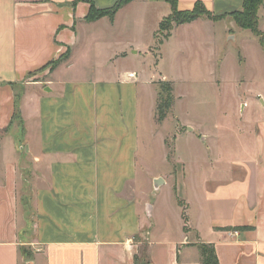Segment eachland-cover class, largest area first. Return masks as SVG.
Here are the masks:
<instances>
[{
  "label": "crops",
  "instance_id": "obj_1",
  "mask_svg": "<svg viewBox=\"0 0 264 264\" xmlns=\"http://www.w3.org/2000/svg\"><path fill=\"white\" fill-rule=\"evenodd\" d=\"M75 1L0 0V264H202L199 244L204 242L214 245L220 264H264V109L242 125L226 123V130L216 123L208 142L209 167H193L177 156L176 139L186 133L179 125L172 152L162 135L164 155L171 165L178 158L175 166L159 171L145 159L139 162L138 73L103 71L114 78L94 90V106L77 97L79 91L60 90L64 82L59 84L56 73L71 66L73 49L90 39L91 30L109 33L123 16L132 30L144 28L150 6L169 4L162 20L171 5L168 0H133L113 21L104 16L88 22L90 3ZM116 1L94 0L100 8ZM197 1L219 14L244 3L178 0V9H192ZM97 35L99 45L117 48L115 58L140 52L132 36ZM68 48L69 60L50 71V62ZM124 73L134 79L128 80L134 88L125 93L109 86ZM98 110L103 124L96 120ZM18 115L26 125L22 144L13 134ZM126 120L130 135H117ZM105 128L113 133L99 135ZM23 156L49 170L44 185L36 177V214L30 224L27 212L21 214L20 185L27 187L28 172ZM157 179L163 180L158 186Z\"/></svg>",
  "mask_w": 264,
  "mask_h": 264
},
{
  "label": "rangeland",
  "instance_id": "obj_2",
  "mask_svg": "<svg viewBox=\"0 0 264 264\" xmlns=\"http://www.w3.org/2000/svg\"><path fill=\"white\" fill-rule=\"evenodd\" d=\"M169 7L167 3L150 6L148 26L144 28L141 26L132 30L128 19L123 16L118 21L117 28L109 33L99 28L91 30L90 39L86 43H79L73 49L71 66L63 65L56 73V79L61 80L59 84L64 82L60 84V90L67 86L79 91V96L76 92L77 97H83L94 106V90L102 87L101 81L114 78L113 75L107 77L103 71L109 74L136 71L138 76L134 79L140 98L139 162L145 159L153 170L159 171L170 167L171 164L164 155L162 135L165 133L168 150L172 152L173 138L179 125L178 130H186V133H177V156H183L193 167L198 164L209 167L206 165L210 155L208 142L212 131L216 130V123H222L226 130V123L242 125L248 119L254 118L260 109H264V46L260 42V36L250 29L241 28L235 22L230 25L222 19L214 21L205 17L173 29L171 37L158 44L154 39V32L159 28L163 15L170 11ZM258 17L260 30L264 34V2L258 10ZM225 19L233 18L225 16ZM97 33L119 40L132 36L136 44L134 47L140 52L129 59L115 58L112 54L117 48L99 45L94 41ZM165 33L166 30H159L158 37L161 39ZM117 45L118 49L123 48L122 42L119 41ZM150 45L152 46L149 49ZM49 76L47 74L43 78L46 80ZM127 76L128 73L120 74L118 80L109 86L112 85L113 89L120 88L124 93L131 91L134 85L128 80L134 79ZM168 80L175 86L171 93ZM67 83L76 84L68 86ZM166 97L173 101L171 107L165 106ZM96 115L97 122L105 121L101 119L99 110ZM18 116L15 119L19 120L16 122L18 126H14L13 134L19 144H22L26 136V125L20 115ZM94 118L93 116L92 122ZM126 123V126H118L117 135H130L127 120ZM113 130L105 128L99 135H110ZM203 134L206 135V140L201 138ZM21 151H25L24 147ZM177 159L171 166L177 164ZM22 165L28 168V172H25L27 187L20 185L21 193L24 194L21 214L27 212V224H30L29 221H33V215L36 214L33 194L36 177L40 175L43 180L40 181L39 178V183L44 185L49 170L47 165L36 167L34 161L26 156L22 158ZM22 171L24 173L23 169ZM142 177L140 175L141 184ZM23 219L22 217V221Z\"/></svg>",
  "mask_w": 264,
  "mask_h": 264
},
{
  "label": "trees",
  "instance_id": "obj_3",
  "mask_svg": "<svg viewBox=\"0 0 264 264\" xmlns=\"http://www.w3.org/2000/svg\"><path fill=\"white\" fill-rule=\"evenodd\" d=\"M81 0H76L78 2ZM88 1L90 3V10L86 15V20L88 22L96 21L104 16H108L111 21L115 19V16L119 9H121L126 4L130 3L133 0H117L112 6L109 7H97L94 0H82ZM171 5V13L168 16H165L159 26V30H166V33L163 34L161 39L158 37V31L155 33L154 37L157 40L158 44H161L168 39L172 35V30L181 24L192 22L201 17H205L214 21H218L224 19L225 16H229L234 19L235 23L245 29H250L257 36H260V42L264 46V34L260 30L259 26V17L258 10L260 6L263 4L264 0H244L243 6L241 9L234 10L227 13H214L210 11L202 1H197L192 9L188 10H180L178 9V0H168ZM72 55L71 48L62 54L58 59L50 62V71L56 69L59 65L63 64ZM169 85L170 93L175 90V86L172 81L167 82ZM164 93V87L163 91ZM171 96V95H170ZM165 106L171 107L173 101L171 98L166 97ZM183 218L185 223L187 222V218L185 212L183 211ZM187 228V225H184V229ZM199 248L201 251V262L202 264H220L219 259L215 250V247L212 243H200Z\"/></svg>",
  "mask_w": 264,
  "mask_h": 264
},
{
  "label": "water",
  "instance_id": "obj_4",
  "mask_svg": "<svg viewBox=\"0 0 264 264\" xmlns=\"http://www.w3.org/2000/svg\"><path fill=\"white\" fill-rule=\"evenodd\" d=\"M162 181H163L162 179H157V180L155 181V185L158 186V184H159L160 182H162Z\"/></svg>",
  "mask_w": 264,
  "mask_h": 264
},
{
  "label": "built area",
  "instance_id": "obj_5",
  "mask_svg": "<svg viewBox=\"0 0 264 264\" xmlns=\"http://www.w3.org/2000/svg\"><path fill=\"white\" fill-rule=\"evenodd\" d=\"M237 233V232H236Z\"/></svg>",
  "mask_w": 264,
  "mask_h": 264
}]
</instances>
